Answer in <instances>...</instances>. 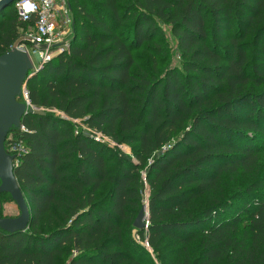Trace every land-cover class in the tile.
I'll return each mask as SVG.
<instances>
[{
	"label": "trees",
	"instance_id": "obj_1",
	"mask_svg": "<svg viewBox=\"0 0 264 264\" xmlns=\"http://www.w3.org/2000/svg\"><path fill=\"white\" fill-rule=\"evenodd\" d=\"M69 2L68 51L26 82L65 118L26 115L6 138L27 149L14 174L31 219L0 229V264H264V0ZM11 15L0 56L26 27ZM164 27L178 63L131 71ZM239 174L253 180L230 192Z\"/></svg>",
	"mask_w": 264,
	"mask_h": 264
},
{
	"label": "water",
	"instance_id": "obj_2",
	"mask_svg": "<svg viewBox=\"0 0 264 264\" xmlns=\"http://www.w3.org/2000/svg\"><path fill=\"white\" fill-rule=\"evenodd\" d=\"M19 0L0 1V13ZM28 55L12 48L0 56V195L7 194L17 207L19 215L15 218L0 219V229L17 234L25 232L30 225V209L16 180L15 158L5 150V142L11 130L19 129L26 115L44 116L46 111L34 108L22 99L23 85L38 73L33 70ZM84 136H90L84 131ZM149 213L147 207L140 210L133 222V228L142 231L148 228Z\"/></svg>",
	"mask_w": 264,
	"mask_h": 264
},
{
	"label": "built area",
	"instance_id": "obj_3",
	"mask_svg": "<svg viewBox=\"0 0 264 264\" xmlns=\"http://www.w3.org/2000/svg\"><path fill=\"white\" fill-rule=\"evenodd\" d=\"M2 1V0H0ZM17 20L27 26L22 30L18 40L12 48L25 52L33 70H39L44 64L54 59V55L67 52L70 47L71 17L66 0H19L11 5ZM36 58L38 65L35 66L30 54ZM22 100L30 105L26 83L22 87ZM63 118L65 116L63 115ZM22 129V128H21ZM102 138L97 136V140ZM103 141H108L102 138ZM112 146L119 147L113 142ZM27 149L19 142H12L8 146V154L14 156L15 165L19 157L24 155Z\"/></svg>",
	"mask_w": 264,
	"mask_h": 264
},
{
	"label": "rangeland",
	"instance_id": "obj_4",
	"mask_svg": "<svg viewBox=\"0 0 264 264\" xmlns=\"http://www.w3.org/2000/svg\"><path fill=\"white\" fill-rule=\"evenodd\" d=\"M66 3H67L69 10H70L69 15L71 17V25H70L69 36H70V39H72V36H73V18H72L73 16H72V13H73V11H71V9H70L69 0H66ZM10 7H8L7 9H5L3 11L4 16L6 17V18L3 17L4 18L3 21L7 20L9 17L12 16L11 15L12 9ZM23 30L24 31L27 30V26ZM163 31H164L163 34L159 37V39L157 41H155L153 43H149L148 45H146V46L150 47L149 49L144 50L143 49L144 47H143L141 50L133 52V55L135 56V64L136 65L132 68L131 71H136L137 68H139V69H143L147 72H150L152 70L153 64L158 63L159 65L157 66V70L159 73H161L165 69H167V67L169 65L174 66L175 64L178 63L179 59H178V55L175 51L176 47H175L174 37L171 35L169 28L164 27ZM19 33H21V31H19ZM56 56H57V54L54 55V58ZM165 56L168 58V61H165V59H164ZM30 57L33 59L35 66L38 65L36 58L32 53L30 54ZM44 111H46V112L48 111V112L54 113L56 116L63 117L62 113H60L56 110H53V109L44 110ZM262 159L264 161V153L262 155ZM263 164H264V162H263ZM252 180H253V176H247V175H243V174L233 176L228 181V190L230 192L242 190L248 184H250V182ZM238 205H240V204H238ZM18 215H19V212H18L15 204L11 201V199L9 197L5 198V200L3 202V216L9 217V218H15ZM133 235L138 240V238L136 237V229H133ZM143 243L144 242H142V244ZM195 249L197 252V248H195ZM149 252H150V250H149ZM150 264H159L158 261L156 260L155 256L152 254V252H150Z\"/></svg>",
	"mask_w": 264,
	"mask_h": 264
}]
</instances>
